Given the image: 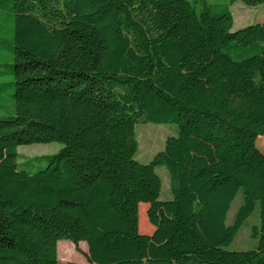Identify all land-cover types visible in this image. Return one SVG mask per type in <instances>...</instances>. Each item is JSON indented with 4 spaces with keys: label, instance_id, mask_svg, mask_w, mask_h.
<instances>
[{
    "label": "trees",
    "instance_id": "trees-1",
    "mask_svg": "<svg viewBox=\"0 0 264 264\" xmlns=\"http://www.w3.org/2000/svg\"><path fill=\"white\" fill-rule=\"evenodd\" d=\"M237 1L264 5L0 0V264H59L61 240L90 264H264V18L233 31ZM139 123L178 127L149 164ZM51 143L46 168H19L20 146ZM258 204L257 247L227 250Z\"/></svg>",
    "mask_w": 264,
    "mask_h": 264
},
{
    "label": "rangeland",
    "instance_id": "rangeland-1",
    "mask_svg": "<svg viewBox=\"0 0 264 264\" xmlns=\"http://www.w3.org/2000/svg\"><path fill=\"white\" fill-rule=\"evenodd\" d=\"M212 3H226L229 0H209ZM231 12L234 19L233 31L240 30L250 25H255L261 23L264 18V5H259L257 7H248L240 1H237L231 6ZM1 17V16H0ZM1 21V19H0ZM1 23V22H0ZM2 29V37L6 29L8 28V23H3L0 26ZM7 46V44H2V46ZM4 46L3 54L7 57L9 54L6 52ZM1 70L6 68L1 67ZM13 79L10 78H0V83L11 82ZM13 95V88L11 86H6L4 91V99L0 100V119H8L15 114L14 103L11 99ZM136 140L138 143V153L136 155V161L141 164H149L153 158L165 148L166 140L169 137H175L178 135V127L175 124H153V123H139L135 128ZM260 139H263L260 137ZM264 140V139H263ZM258 147L264 152V142H258ZM62 148L59 143L51 144H34V145H24L18 148V164L19 168L27 171L36 172L38 170L44 169L49 163V157L57 154ZM157 174L162 180V191L160 195L161 201H171L173 199L171 192V179L169 172L165 167H159L156 169ZM244 196L243 192L240 191L236 200L231 206L230 212L227 216L226 224L231 226L234 221L237 212L243 205ZM149 205L142 203L139 206V232L141 234H152L154 228L150 225L149 232L144 229V220L147 218V209ZM143 218V223H142ZM149 222V220H148ZM260 226V206H256L255 211L242 226L238 232L234 242L228 247L227 250L232 252H241L246 250L255 249L257 247V241L251 238V233L253 227ZM69 244V248H67ZM88 247L85 242H81L79 245L75 246L69 240H61L58 242V261L59 264H90L87 260Z\"/></svg>",
    "mask_w": 264,
    "mask_h": 264
}]
</instances>
